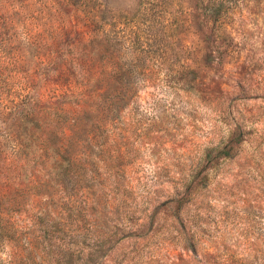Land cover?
Returning <instances> with one entry per match:
<instances>
[{"label": "rangeland", "instance_id": "obj_1", "mask_svg": "<svg viewBox=\"0 0 264 264\" xmlns=\"http://www.w3.org/2000/svg\"><path fill=\"white\" fill-rule=\"evenodd\" d=\"M68 3L0 0V157L25 156V210L64 215L69 189L43 134L66 128L76 174L91 178L75 200L106 197L121 213L112 244L74 264H264V0H163L155 11L92 0L103 30L88 24L91 6ZM98 95L119 103L75 106ZM28 104L39 128L11 155L1 134ZM230 140L231 156L215 159ZM15 176L0 168L5 183ZM204 176L177 212L183 184ZM10 252L0 245V264Z\"/></svg>", "mask_w": 264, "mask_h": 264}, {"label": "trees", "instance_id": "obj_2", "mask_svg": "<svg viewBox=\"0 0 264 264\" xmlns=\"http://www.w3.org/2000/svg\"><path fill=\"white\" fill-rule=\"evenodd\" d=\"M147 1L150 6L155 1L154 6L152 5L154 11L163 8V0H160L161 3L159 0ZM91 2L92 0H69L68 4L79 9L80 12L91 6L90 10L93 17L88 24L103 30L105 22L99 19L102 18L103 12ZM152 8L146 6L147 11ZM83 97L80 96L79 102L75 103L76 107L82 105L93 107L96 103L109 105L119 103L110 101L106 95H98L89 105V100H83ZM30 105H27V111L20 110L13 116L9 115L13 121L4 128V133L1 134L4 136L3 140H10L9 137L13 140L12 149L14 151H11V155H15L19 151L23 153L24 150L29 149L31 146L28 143L33 137L34 129L39 128ZM83 109H80V112H83ZM2 115L5 116L6 114L3 113ZM28 129L31 132L28 133ZM81 129L84 130V128ZM45 131L43 134L44 157L51 165L50 172L54 179L62 184L66 190L69 189V201L63 208L64 215L60 212L55 214L48 207L41 208L35 213L25 210L21 200L24 196L28 197V192L21 188L20 182H18L25 170L26 165L23 164L26 162L25 156H19L18 160L15 157L14 160L0 157V162H2L0 168L3 167L16 172V176L12 181L10 180L12 184H10L11 182L5 183L9 180L7 178L5 181L0 180V245L13 249L7 260H4V264H30L36 258L40 259L43 264H74L75 261L79 260L78 257L92 256L103 250L105 244L110 243L115 237L116 230L121 223L119 218L121 213L118 211L120 206H110L106 197L103 202L95 201V199H89L91 201L89 202L86 196L80 202L75 200L73 191L80 190L82 184L84 182L89 183L91 178L84 173L81 176L76 174L77 160L73 154L67 152L71 140L68 137L67 129L62 128L59 131V139L58 132L53 127L46 126ZM55 140L60 141V144L54 142ZM231 142L232 140L218 150L215 159L231 156ZM52 150H56L55 154L48 153ZM61 151L63 152L60 153ZM213 161L214 158L208 154L204 160V167ZM193 177L189 182L183 184V196L178 198L175 203L177 212H180L182 207L194 198L199 186L204 185V181L207 179V176L201 177L198 183ZM24 214L26 217L22 220L20 216ZM21 241L26 244L25 248L17 246L18 242ZM189 243L190 249L193 250L194 245L191 239Z\"/></svg>", "mask_w": 264, "mask_h": 264}]
</instances>
